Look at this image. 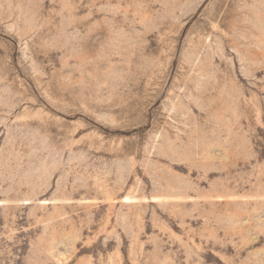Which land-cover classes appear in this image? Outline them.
I'll list each match as a JSON object with an SVG mask.
<instances>
[{
  "label": "rangeland",
  "instance_id": "rangeland-1",
  "mask_svg": "<svg viewBox=\"0 0 264 264\" xmlns=\"http://www.w3.org/2000/svg\"><path fill=\"white\" fill-rule=\"evenodd\" d=\"M0 264H264V0H0Z\"/></svg>",
  "mask_w": 264,
  "mask_h": 264
}]
</instances>
